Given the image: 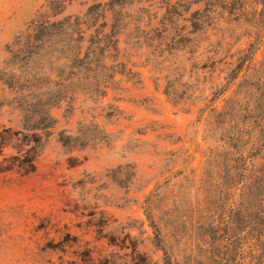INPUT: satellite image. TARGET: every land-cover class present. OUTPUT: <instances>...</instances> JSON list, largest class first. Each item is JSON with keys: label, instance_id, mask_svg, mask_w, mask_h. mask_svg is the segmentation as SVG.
<instances>
[{"label": "rangeland", "instance_id": "374dc122", "mask_svg": "<svg viewBox=\"0 0 264 264\" xmlns=\"http://www.w3.org/2000/svg\"><path fill=\"white\" fill-rule=\"evenodd\" d=\"M58 1L0 0V264H195L264 173V0Z\"/></svg>", "mask_w": 264, "mask_h": 264}, {"label": "trees", "instance_id": "16d2710c", "mask_svg": "<svg viewBox=\"0 0 264 264\" xmlns=\"http://www.w3.org/2000/svg\"><path fill=\"white\" fill-rule=\"evenodd\" d=\"M63 2L66 3L68 0ZM124 4L118 3L121 7L119 12L112 7L111 2L100 1L95 4L101 15H104L105 27L109 24L111 26V32L105 30L102 32V38L107 44L105 51L111 50L116 43L114 39L118 34L116 30L122 23L117 16L125 17ZM108 17L110 23L107 22ZM83 61L78 59L75 67L79 68L78 64ZM97 67L107 69L108 66L97 64ZM85 68L91 70L90 67ZM248 160L251 161V159H239L243 162L246 172L242 176L243 184L239 198H232L235 175L231 171L228 176L229 182L224 183L225 185L219 183L223 185V190L227 191L228 203L225 202L226 198L223 195L221 200L223 204H219L217 210L209 209L211 215L200 217L201 235L197 239L198 255L193 258L195 264H264V173L255 171V163ZM211 194L208 193L203 199L198 200V206L208 209ZM148 204L150 205L151 202L149 201ZM148 217L153 220L149 213ZM156 231L158 241L163 244L161 227ZM163 250L165 264H178L170 247Z\"/></svg>", "mask_w": 264, "mask_h": 264}]
</instances>
